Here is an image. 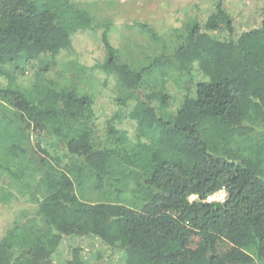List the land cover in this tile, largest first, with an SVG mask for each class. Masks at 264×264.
<instances>
[{
	"label": "trees",
	"instance_id": "trees-1",
	"mask_svg": "<svg viewBox=\"0 0 264 264\" xmlns=\"http://www.w3.org/2000/svg\"><path fill=\"white\" fill-rule=\"evenodd\" d=\"M225 2L147 68L119 63L102 39L100 68L135 102L133 145L110 125L98 139L91 98L59 82L37 98L0 89V173L36 205L0 238V264H86L69 243L81 238L121 264H264V4L237 18ZM92 29L71 0H0V76L36 61L47 71L73 35ZM154 69L200 76L174 113L163 86L142 91ZM85 188L115 201H82ZM221 190L223 202L207 201Z\"/></svg>",
	"mask_w": 264,
	"mask_h": 264
},
{
	"label": "rangeland",
	"instance_id": "rangeland-1",
	"mask_svg": "<svg viewBox=\"0 0 264 264\" xmlns=\"http://www.w3.org/2000/svg\"><path fill=\"white\" fill-rule=\"evenodd\" d=\"M215 1L71 0L72 6L83 12L91 21L93 29L78 31L73 35L70 49L61 52L47 71H42L43 64L40 61L25 65L23 71L9 68L6 75L0 76V89L12 86L37 98V91L44 85L51 81L59 82L78 94L91 98L92 125L98 139L105 136L110 125L122 132L133 145L138 132L136 124L129 120L127 114L135 102L133 99H127L128 95L114 76L100 68L107 60V51L102 39L105 37L109 45L117 51L119 63L134 70L147 68L155 58L171 55L188 33L190 26L196 20L199 21L200 15L203 16L205 11L211 9ZM263 4L264 0L225 2L226 8L237 15V18H241L245 13L254 14L257 7ZM192 73L190 77L177 75L169 69L163 72L155 69L148 71L144 75L142 91L146 93L163 86L171 100L169 113H174L186 91L192 89L193 84L200 79L197 70L194 69ZM124 99L126 103L122 106L120 100ZM257 130L263 131V127L258 126ZM258 138L262 139L261 136ZM39 141L38 137H32L33 144ZM50 151L53 157L61 156V153ZM76 193L82 201L90 203L115 201L114 197L90 191L89 188H85L83 192L77 190ZM225 199L226 194L221 190L210 196L207 201L223 202ZM131 200L133 199L130 198ZM190 200L195 198L191 197ZM35 208L36 205L30 203L26 195H18L7 176L0 173V238L14 220L28 216ZM69 243L80 247L81 259L86 264L95 263L98 250L103 255L102 264L122 263L120 254L99 248L96 239H74ZM53 264H65V257L54 258Z\"/></svg>",
	"mask_w": 264,
	"mask_h": 264
}]
</instances>
